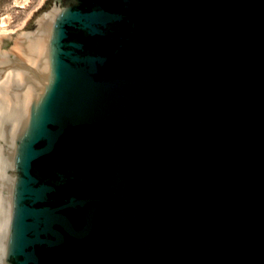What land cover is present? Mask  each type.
Wrapping results in <instances>:
<instances>
[{"label": "water", "instance_id": "1", "mask_svg": "<svg viewBox=\"0 0 264 264\" xmlns=\"http://www.w3.org/2000/svg\"><path fill=\"white\" fill-rule=\"evenodd\" d=\"M0 264H264V0L0 33Z\"/></svg>", "mask_w": 264, "mask_h": 264}, {"label": "rangeland", "instance_id": "2", "mask_svg": "<svg viewBox=\"0 0 264 264\" xmlns=\"http://www.w3.org/2000/svg\"><path fill=\"white\" fill-rule=\"evenodd\" d=\"M45 0H0V33L20 31Z\"/></svg>", "mask_w": 264, "mask_h": 264}]
</instances>
